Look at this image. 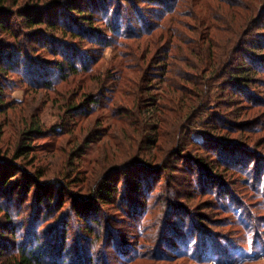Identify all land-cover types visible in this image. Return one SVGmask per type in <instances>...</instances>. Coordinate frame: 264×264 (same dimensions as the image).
<instances>
[{"label": "rangeland", "instance_id": "1", "mask_svg": "<svg viewBox=\"0 0 264 264\" xmlns=\"http://www.w3.org/2000/svg\"><path fill=\"white\" fill-rule=\"evenodd\" d=\"M1 1L0 4L8 6V21L15 36L0 27V48L14 50L15 53L24 51L20 61L34 60L35 66L36 62H42L51 68L49 75L57 78L61 74L59 65L67 57L63 47L69 46L68 43L95 54L98 59L93 73L80 72L69 76V79L57 82L53 90L28 85L24 81L26 77L16 72H0V98L5 108L3 112L6 110V113L0 112V171L5 166L15 170L16 174L10 186L6 187L11 188L0 193V198L8 200L7 203L0 202L4 207L0 210V237L6 238L1 233L5 229L3 226L8 224L6 213L14 215L17 212L19 217L13 216L17 226L25 219L37 218L36 213L43 216L45 208H38L36 197L43 192L42 184L50 192L60 194L61 176L67 183L62 192L70 193L72 190L80 196L89 195L92 188L102 184L112 182L115 185L112 201H94L93 209L96 210L95 217L102 223L108 222V228L111 231L114 228L116 237L124 245L127 241L130 243L135 252L132 256L136 250L143 253L127 264H264V67L246 85L249 95L235 92L226 75L233 68L230 64L234 58L238 66L243 62L251 63L243 51L248 48L245 40L253 43L264 40V0H242L241 7L248 6L249 9L235 8L253 14L249 26H244L245 22H233L225 29L230 31L228 35L241 32L235 42L236 37L232 35L219 47L213 46L208 50V38L203 40L206 55L208 51L213 59L210 65L218 75L203 79L198 70L186 66V62H179L180 75L183 74L184 78H180V86L174 87L161 83L160 76L151 75L152 72L157 74V70L149 63V57L153 55L150 43L154 39L167 43L170 34L165 30H156L143 41L121 39L108 47L91 42L93 39L86 38V35L76 36L73 30L60 28L62 31L54 33L48 19L58 13L59 9L50 8L55 0ZM226 1L232 0H175L171 3L175 8L173 13L153 21L172 23L170 26L174 29V22H186L188 26L181 25V28L197 36L195 22L200 17L198 20L193 18L198 15L208 17L211 9L216 11L219 6L226 7ZM145 2L150 8L149 14H158L160 9L149 5L148 0ZM37 4L44 8H38ZM39 9L43 18L36 22L44 20L48 23L35 28L26 27L30 12ZM68 10L62 7L63 15L67 12L71 22L83 19L78 15L82 10ZM85 20L84 17L80 21ZM99 22L96 19L92 27L102 29ZM238 23L243 27L239 28ZM176 27L180 29V24ZM45 34L53 40L50 41ZM33 36H44L48 42L34 41ZM122 42L133 44L135 51H127L121 46ZM138 45L141 47L136 48ZM167 50L172 51L170 48ZM188 53L190 57H186L195 59V63L197 56ZM257 53L264 55V47ZM157 55L159 53H156V58ZM207 65L205 63L200 68L204 70ZM119 76L120 87L112 89ZM101 86L108 88L104 92L107 97H101L103 106L83 117L72 113L70 107L74 103L83 99L85 94L98 92ZM128 88L135 91L131 93L144 97L140 111L149 110L146 123L135 129L126 126V118L123 120L116 115L115 107L119 106V101L134 104L135 95H127ZM132 120L136 121L137 117L133 115ZM32 122L45 132L30 140L34 151L28 157L17 158L18 146ZM189 138H195L198 145L190 143ZM206 138L211 144L210 150L215 149L217 154L199 146L204 145ZM237 152L240 154L237 157L236 154L231 155V161L224 158V154L226 157V154L230 156ZM240 159L242 164L238 165ZM16 163L20 165V171ZM114 165L118 168L107 170ZM210 165L215 168L216 175L208 181L205 168ZM145 171L155 172L156 184L147 193L152 192L153 195L147 196L144 204L143 199L139 201L142 205H136L130 211L123 201L125 185L132 178L129 173ZM28 172L45 174L30 191L27 184L33 178ZM259 173L262 181L258 179ZM11 189L12 194L9 195ZM55 202L54 213L58 217L51 220L52 215L49 214L50 220L44 229L51 233L58 229V219L68 216L74 206L69 194L64 198L63 207L59 203V195ZM72 217L71 214L66 219V226L72 228L68 238L74 240L79 226L82 231L85 228L81 224L83 221ZM168 221L172 226H166ZM192 233L197 235L195 238L200 237L198 233L212 237V242H217L215 249L205 253L203 249L208 248L207 241H202L206 243L205 248H201V243L199 247L195 238L190 237ZM102 235L107 236V229L104 228ZM162 238H166V242ZM97 250L101 251V247ZM118 254L120 252L114 247L108 252L112 264L124 261Z\"/></svg>", "mask_w": 264, "mask_h": 264}, {"label": "trees", "instance_id": "2", "mask_svg": "<svg viewBox=\"0 0 264 264\" xmlns=\"http://www.w3.org/2000/svg\"><path fill=\"white\" fill-rule=\"evenodd\" d=\"M36 1L39 2V0ZM1 2L5 3L6 0H2ZM148 2L149 5H152L153 8L160 9L158 14H155V16L147 12L150 8L146 7V5L144 4L147 3L145 2V0H55L51 3L53 5L50 8L59 9L58 13L55 12L54 18L48 19V21L52 24L51 29L54 30V33L59 30L62 31L60 28L68 29L71 31L73 30L75 32L74 35L76 36L86 35V38L93 39V41L91 42L96 41L97 43L105 44L108 47L113 46V44L117 40H142L146 37H150V35L154 34L156 30H165L170 34L169 36H167V43H164L168 45L165 46L163 42L160 41V39H154L150 43L152 46L153 55L149 57V63H151L153 67H156L157 70V74H154L152 72L151 75H153L154 77L160 76V79L162 81L161 83H165L169 86L171 85L172 87H174L175 85L180 86V78H184L183 74L180 75L181 67L178 65L179 62H186V66H191L193 69L198 70L203 76V79L208 78V76L218 75L210 65V62L213 59L211 55H208V51L206 55L205 49L208 48L209 50L213 46L219 47L220 44H222V41L225 42L226 40H230L232 35L233 37H236L233 42L238 40L241 32H236V34H234L233 32L232 34L228 35L230 31H225V29L228 28V26L232 25L233 22H245L244 26H246L247 24L249 26V24L252 23L253 14H249V12H241L240 9H235L241 7L240 2H242V0H232L229 2L226 1V7L219 6L216 11L212 7L213 10L211 9L208 17L198 15L197 17L193 18L195 20H198V17H200L198 22H195V30L198 33V35L196 36L190 34L188 30H183L181 28V25L188 26L186 22H174L173 25L177 26V24H180V29H178V27L176 26V29L172 28L170 26L172 23L167 25L162 23L161 21L154 22L155 20L157 21L159 19H162L163 17L168 16L174 12L175 8L171 3L175 2V0H148ZM17 4L18 2L15 5ZM37 6L38 8H44L43 5L37 4ZM6 7L8 6L0 4V27H2L7 33H10L11 36H15V31L13 30V27L11 28V22L8 21L9 10ZM62 7L69 9V12L82 10V13L79 12L78 14L79 17L83 16V19L80 18V20H84V17L86 18V20L71 22L72 19L70 18V15H67V12L65 16L63 15ZM241 8L244 10L249 9L248 6H244ZM85 11H90V13H85ZM187 11L188 10H185V12L182 11V13H187ZM30 13L31 14H29V22L25 24L26 27L35 28L38 25L48 23V21L44 22V20L36 22L37 19L43 18V16L39 15L42 14V11L40 9L39 11L34 10V13ZM238 17L241 18L238 19ZM72 18L74 19V17ZM96 19L101 21L99 23L102 24V29L92 27V24ZM153 23H155V25L152 27ZM262 25L264 26V19ZM238 26L239 28L241 26L243 27V24L238 23ZM223 32L226 34H223ZM54 33L52 35H55ZM109 33H111V35ZM46 36L49 38V40H53V38H50L49 35ZM94 37L97 38V40H94ZM205 38H208L207 41H209V44L206 48L202 43ZM54 39H57L56 36ZM33 40L38 41L42 44L48 42V39L44 36H33ZM247 41L248 40H245L244 43L248 48L243 51H245L244 54H246L251 63L247 65L243 62L242 66H238L235 65L236 58H234L233 60H231L232 63L230 64V67L233 66V68L230 70H228L227 68V70L230 72L226 73V75H228L230 84L234 86L233 89L235 90V92L239 91V93L243 95L245 93H247L246 95L250 94V92H248L249 88L246 89V85L252 82L254 75L259 73L264 67V55H260L259 53H257V51H262V48L264 47V40H259V42L257 43ZM68 45L69 46L63 47L64 52H66L65 56L67 57L64 58V63L59 65L61 74L57 78H53L51 75H49V73H51V68L42 62H36L35 66L34 60H31L32 62L20 61L25 54H23L24 51L20 50L16 52L18 53L16 54L14 50H3V47L0 48V72H4L5 74L16 72L26 77V80L24 81L25 83L27 81L28 85L42 86L46 89L52 90L54 89L57 82H60L61 80L65 81L70 78L69 76L76 75L80 72L93 73L96 70L95 68H93V66L96 64L98 59L96 58V55L93 53L89 54L86 51H83L81 48L75 47L72 43H68ZM121 46H123L129 52L135 51L132 48L133 44H125L122 42ZM135 47L140 48L141 46L138 45ZM167 48H170L172 51L170 52L169 50H167ZM248 50L250 53L249 55H247ZM188 52H192L197 56V61L195 63V59L193 60L189 58L190 56ZM156 53H159V55H157L158 58H156ZM191 55L193 56V54ZM154 61L158 62L154 63ZM205 63H208V65L207 68L203 70V68L200 67L201 65L204 66ZM222 65H224V61L222 62ZM139 67L142 69L141 66ZM120 79L121 76L115 79V86L113 85L112 89H114L115 87H120V84H118ZM8 83H10L9 80ZM140 88H142V86H140ZM106 89L108 88H104V86H101V89H99L98 92L85 94L86 96L83 99L79 100L78 103H74L70 107L72 113H77V115L83 117L89 115L91 110L103 106L101 97H107L104 94ZM129 89L130 88H128L127 95H135L131 93L135 91H129ZM234 94L237 97L236 93ZM0 95L2 96V94ZM113 97L114 96L111 97L112 101H114ZM143 100L144 97H141L140 95H138V93H136L133 105H130L128 101H119V106L115 107L118 112L116 113L117 117L120 119L122 118L123 120L124 118H126V126H131V128L133 127V129H135V127L143 126L146 123L145 119L147 118V114H149V110L144 111L142 109L143 112L140 111ZM1 101L2 99L0 98V112H3V109L5 108H3V103H1ZM114 105L118 104L114 102ZM5 111L3 113H6ZM133 115L137 117L136 121L132 120ZM31 124V127L24 132L23 141L21 140L18 146L17 153L15 154L17 158L28 157L34 151L32 144H30V140L35 139L45 132L41 127H39V125L35 124V122H32ZM189 142L193 145H198V141H196L195 138H189ZM203 143L204 145L199 146L203 149L210 150L211 144L208 139ZM211 151L214 155L217 154L215 149L210 150V152ZM235 154V157H237V155H239L240 153L237 152L234 154H230V156L226 154V157L224 154V158H228L229 161H231V155ZM241 161L242 159L239 160L238 165L242 164ZM15 166L17 170L20 171V165L16 163ZM124 166L125 168L128 167V165L126 164ZM116 168H118V166L114 165L107 170ZM1 169L0 193H3L5 190L7 191V189L11 188L6 187H8V185L10 186V182L14 177H16V174L14 172L15 170H11L9 168H6L5 166L1 167ZM205 169L207 171L206 178L208 177L207 179L208 181H210V177L213 178V175L215 174V168L210 165V167H207ZM28 173H31L33 178V180L31 182H28L27 184V189H29L28 191H30L35 183L39 184V181L42 179V177L45 176V174L43 172H39L37 173V175L32 172ZM129 174L132 175V178L131 180L129 179V182L125 185V197L123 198V201L125 202L127 207L131 209L130 211H132L136 205L140 206L144 204L147 196L149 198V196L153 195L152 192L149 195L147 193L153 188L157 180L154 181V171H145L144 173L132 172ZM261 175L262 174L259 173L258 179L260 180ZM59 177V180L62 181L58 186L59 188H61L60 194L50 192V189H47L44 184H42L43 192L40 195L38 194V196L36 197L39 205L38 208H41L42 206H44L45 208V214L43 216L39 213H36V216L38 215L37 218L33 216L32 220H30V218L27 220L25 219L20 224V226H17V222L14 221L13 217H19L17 212L14 215L6 213V215L8 216V224L3 226V228H5L4 231L6 232H1L2 235H5L6 238L0 237L1 263L112 264L113 262L110 261L109 256H107L112 247H114L116 251L120 252V254H118V257L124 260L122 264L130 263L135 258V256H142L143 253L140 254L137 250L136 254L132 256V254L135 252L134 248L132 249L130 243L127 241L124 245L122 240L119 237H116L117 233L114 232V228L112 231L108 228V222L102 223L100 219L95 217L96 210L93 209L94 201L98 203L101 201H106L107 203L112 201L113 190H115V185L112 184V182L106 183L104 185L102 184L100 185V187L96 186L91 189L92 193H90L89 195L87 194L84 196H80L72 190L70 191V193L66 191L62 192V189L67 186V183L64 182L63 177ZM14 181L15 180H13V182ZM39 187L41 188V186ZM117 189L118 188L116 186L115 193H117ZM12 190L13 189L8 192L9 195L12 194ZM67 194L72 196V205H74L71 209V213H69L68 216H61L58 219V229H53V233H51L50 230H44L47 228L46 223H48L50 219L54 220L58 217V215H55L54 213L56 198L59 195V203L61 207H63L64 198ZM142 199L143 202L141 204L139 201H141ZM2 201L5 203L8 202L6 198H0L1 203ZM3 208V204L0 205V210H2ZM8 210L12 211L10 209ZM49 214L52 215L50 219ZM71 214L73 216V220L76 218L78 219V221H83L81 224H83V227L85 228L82 231L79 226V228L75 231L76 236L74 240L68 238V234L72 230V228H68L66 226V219H68ZM167 225L172 226V223L168 221V224H166V226ZM104 228L107 229V236L102 235ZM198 234L200 235V237L198 236V238H195L197 235H195L194 233H192V236L190 237L195 238L194 241L197 242L199 247L201 243L203 245L201 248H205L204 245L206 244L202 243V241H207L208 248L206 247L205 249H203L205 253H209V250L215 249L217 242H212V237H210L209 235L204 236V234L201 235V233ZM162 241L166 242V238H162ZM182 246H185L184 242ZM98 247H101V251L97 250ZM217 249H220V245H218ZM222 249H226V251L228 250L225 247H223ZM180 251L182 250L180 249ZM154 255L156 254L154 253Z\"/></svg>", "mask_w": 264, "mask_h": 264}]
</instances>
